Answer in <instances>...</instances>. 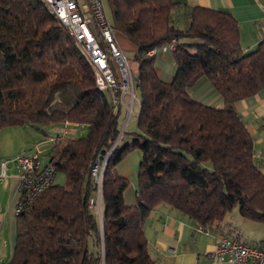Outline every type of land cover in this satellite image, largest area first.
<instances>
[{
    "label": "trees",
    "instance_id": "1",
    "mask_svg": "<svg viewBox=\"0 0 264 264\" xmlns=\"http://www.w3.org/2000/svg\"><path fill=\"white\" fill-rule=\"evenodd\" d=\"M106 3L115 34L136 46L129 59L141 79V100L139 131L120 142L107 162L101 226L88 203L96 195L90 167L117 141L120 110L43 0H0V131L38 128L53 141L45 165L55 169L54 178L59 171L66 176L65 184L53 178L16 213L14 253L4 264H101L103 258L105 264H155L144 227L159 204L208 229L235 205L244 217L264 219V171L254 162L253 137L235 108L264 87V40L245 52L237 20L225 10L177 0ZM173 38L176 71L166 80L157 54L148 51ZM201 79L220 93L222 108L191 96ZM71 123L86 124L88 134L54 138L46 130ZM133 147L142 158L137 201L128 205L130 181L114 168Z\"/></svg>",
    "mask_w": 264,
    "mask_h": 264
},
{
    "label": "crops",
    "instance_id": "2",
    "mask_svg": "<svg viewBox=\"0 0 264 264\" xmlns=\"http://www.w3.org/2000/svg\"><path fill=\"white\" fill-rule=\"evenodd\" d=\"M177 1L190 6L201 5L230 12L237 20L240 41L245 52L254 50L264 40V0ZM116 37L121 45L120 38L117 35ZM156 60L160 76L166 80L173 78L170 76L175 74L176 65L172 52L158 51ZM190 94L195 99L215 107L222 108L224 106L220 93L208 79H201L191 88ZM137 102L139 103V101ZM137 102H134L130 121L134 116H137L135 113ZM235 108L253 137L254 162L264 171V87L256 94L236 101ZM119 110L120 119L123 112L127 115L126 107L121 106ZM18 127H24L25 134H28L30 138L26 140L24 137L19 138L15 135L12 138V143L7 145L9 148L6 149V152L2 155L0 153V160L1 156L6 157V160L2 159L0 165V240H2L9 221H11L12 234L16 232V206L20 199L21 169L15 158L23 151H27V147L30 146L31 150L38 148L44 140H47L46 138L41 140V135L48 137L31 125L25 124ZM71 127L69 124L65 131L75 129ZM132 137L133 135L125 133L123 142L131 140ZM47 141L50 142L52 139L49 138ZM1 149L0 145V152ZM49 149L50 147L44 150L48 159ZM121 165L120 163L115 166L114 173L116 175L122 173ZM136 189L137 183L133 181L125 190L124 200L128 205L136 204ZM95 212L100 222L99 210L96 208ZM144 231L149 252L155 264H231L228 255H222L219 258L212 256L221 236L237 237L246 243L264 248V219L253 220L242 216L238 205L227 212L218 226L199 230L189 216L180 214L168 205L159 204L147 218ZM2 256L0 264L5 263Z\"/></svg>",
    "mask_w": 264,
    "mask_h": 264
},
{
    "label": "built area",
    "instance_id": "3",
    "mask_svg": "<svg viewBox=\"0 0 264 264\" xmlns=\"http://www.w3.org/2000/svg\"><path fill=\"white\" fill-rule=\"evenodd\" d=\"M69 35L79 44L94 66L97 86L107 92L114 110L127 105L129 96L131 105L137 100V85L141 79L133 74L131 62L121 47L109 17L106 0H43ZM176 49V40L149 49V55H156ZM136 99V100H135ZM132 110V106L130 107ZM122 131L117 141L109 150L97 156L90 167V173L96 186V195L90 196L91 208L98 209L101 226L102 219V183L108 159L119 144ZM21 169L19 185L20 199L16 213L22 211L34 197L52 182L55 169L51 165H42L40 152L21 153L16 157ZM199 230H203L198 226ZM228 255L231 264H264V248L249 244L237 237L221 236L212 253L214 258ZM104 263V258L101 261Z\"/></svg>",
    "mask_w": 264,
    "mask_h": 264
},
{
    "label": "rangeland",
    "instance_id": "4",
    "mask_svg": "<svg viewBox=\"0 0 264 264\" xmlns=\"http://www.w3.org/2000/svg\"><path fill=\"white\" fill-rule=\"evenodd\" d=\"M107 8H108L109 17L112 20V12H111L110 6L108 4H107ZM118 37L120 38L121 45H122L123 50L125 51L126 55L130 59H133L134 54H135V50H136L135 44L128 37H126L124 34L118 33ZM131 67H132V65H131ZM132 70H133V67H132ZM175 71H176V67H175ZM133 74L135 75V70H133ZM170 77H174V74H173V76H170ZM136 87H137L136 88L137 91L135 93L138 94V97H137V100L135 99L136 100L135 102L139 101V103L137 102L135 105V113L137 114V116H134V118L130 121V118L132 115V110H130V107L132 106V109H133L134 103H133V105H131V102H133V101L130 100L129 96L126 97V101L128 102L127 105H123V107H126L127 115H125L124 112L121 114V125H122L121 131H122V133H124L126 131L125 133H127L129 135H135V133H137L139 131L138 115L140 112L141 88L139 85H137ZM138 98H139V100H138ZM118 111H119V109H118ZM129 121H130V123H129ZM128 123H129V126H128ZM70 125L72 126L71 128H75V129L70 130V131H65L66 127H62V126L55 127L54 125H49V126H47V128L46 127L45 128H46L49 136H52L54 138L63 137V136H70V137H76L77 138V137L86 136L88 134L89 130H88V126L86 124L71 123ZM25 128H27V127H25ZM124 134H122L123 137H124ZM15 135L19 136V138L24 137L26 140H28L30 138V136L28 134H25L24 127L6 126V127L2 128V130L0 131V145L2 148L1 149L2 151L0 152L1 155L6 152L7 148H9L7 145L12 143V138ZM45 138L47 140H49V137L42 136V135L40 136L41 140L45 139ZM47 140H44V142L38 148H33L34 150L36 149L40 152L42 165H45V163L48 161V155L44 152V150L46 148L51 147L52 142H53V141L49 142ZM122 141H123V139H120L118 141V143H120ZM20 144H21V140H20ZM29 148H30V146L27 147V149H28L27 151H23L22 153L33 151V149L31 150ZM42 150H43V152H41ZM1 158L3 160H6L5 156H3V157L1 156ZM141 158H142L141 150L139 148L133 147L127 152L125 157L117 163V165L120 163L122 164L121 165V172L122 173L120 174V176L127 177L130 181V184H132L133 181L138 184V173H139ZM2 159H1V163H2ZM12 160H14V159H12ZM205 165L209 166V167L211 166L210 162H205ZM65 182H66L65 174L63 172L59 171L57 173L56 178H55V183L65 184ZM10 225H11V221H9L8 224L6 225L4 235L2 237V240H0V257L3 255L2 260H4L5 263L10 261V259L13 257L14 248H15L16 239H17V236H16L17 234H16V232H14V234H12V230H11Z\"/></svg>",
    "mask_w": 264,
    "mask_h": 264
},
{
    "label": "water",
    "instance_id": "5",
    "mask_svg": "<svg viewBox=\"0 0 264 264\" xmlns=\"http://www.w3.org/2000/svg\"><path fill=\"white\" fill-rule=\"evenodd\" d=\"M104 153H105V151L103 150V151L101 152V156H100L101 158L103 157V154H104Z\"/></svg>",
    "mask_w": 264,
    "mask_h": 264
}]
</instances>
